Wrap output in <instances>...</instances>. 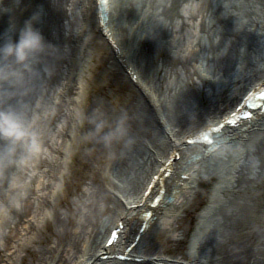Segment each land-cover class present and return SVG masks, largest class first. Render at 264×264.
Here are the masks:
<instances>
[{
    "label": "bare ground",
    "instance_id": "1",
    "mask_svg": "<svg viewBox=\"0 0 264 264\" xmlns=\"http://www.w3.org/2000/svg\"><path fill=\"white\" fill-rule=\"evenodd\" d=\"M107 8L105 31L96 0H0V45L18 42L29 22L44 41L22 62L0 55V264H264V112L248 130L227 126L233 139L209 153L186 143L264 83V0H107ZM81 43L100 76L77 72ZM31 69L50 93L28 146L5 134L2 117L6 87ZM75 158L88 172L60 211L55 183L66 184ZM166 160L171 175L153 195L176 197L162 207L141 189ZM211 180L191 225L199 186ZM146 210L158 217L140 232L135 216ZM119 222L108 251L129 246L139 263L101 258Z\"/></svg>",
    "mask_w": 264,
    "mask_h": 264
},
{
    "label": "rangeland",
    "instance_id": "2",
    "mask_svg": "<svg viewBox=\"0 0 264 264\" xmlns=\"http://www.w3.org/2000/svg\"><path fill=\"white\" fill-rule=\"evenodd\" d=\"M88 31H90L89 28ZM92 31L95 34L97 33L96 29H92ZM97 40L100 41L99 38ZM80 46V52L78 51L76 55L77 58H79L77 72H79L80 69L82 70L81 77L100 76V70L93 65L91 60L92 58L88 57L89 55L87 53H84V50L88 45L86 43H81ZM91 54H93V58L95 59L97 54L95 52H91ZM65 59L66 61L69 60L67 57H65ZM63 65L65 66L66 64L63 63ZM86 66L89 68L91 67V71H88ZM14 79L15 80H13V83L5 89L8 99L7 101H9V103L4 108V111H8L12 116V119L10 121H6V124L10 129L12 125H17V127L12 130L20 134V137L24 141V145L27 143L29 146L32 143L31 135H34L39 126L44 124L43 120L40 118V113L43 110V106L47 100V94L50 93V89L47 83L41 80V73L37 69L28 70V72L24 73L22 76L21 74H17ZM231 146L232 147H230L229 152H233L236 150V148H238V145ZM80 153L81 155H85L87 153L86 148H81ZM70 166V175L67 178L66 184L62 183L61 179H57L55 183V193L57 192V189L62 191L58 198V204L61 206L59 207L60 211H63V205L66 204L71 198L68 195V191L74 189L76 180L82 176H85V173L88 172L87 165L83 164L80 158H75ZM64 171L66 172L67 168H64ZM213 185L214 180L205 182L203 181V183L200 184V194L197 196V199L200 201V203L198 207H196L195 213H192L191 225H194L195 220L197 221L199 219L197 217L198 214H200L204 210L205 205H207L209 199L208 196L212 192ZM49 214V211L46 212L47 216ZM262 214H264V210ZM39 216L40 215L36 213L35 218L37 220H41ZM158 226L163 227L164 223L159 224ZM190 229L191 230L186 234L184 246H186L191 239L193 228L191 227ZM149 241H151L150 237L147 238L146 242L142 243V245L148 244ZM3 262L5 261L2 260L1 264Z\"/></svg>",
    "mask_w": 264,
    "mask_h": 264
},
{
    "label": "snow or ice",
    "instance_id": "3",
    "mask_svg": "<svg viewBox=\"0 0 264 264\" xmlns=\"http://www.w3.org/2000/svg\"><path fill=\"white\" fill-rule=\"evenodd\" d=\"M35 43H36V41L33 38L30 37L29 39H27L24 42V45L21 46V56L23 55V47L25 45L35 46ZM261 87H264V84H262ZM261 97L264 98V92H261ZM241 99H243V97H241ZM262 106H264V105H262ZM250 115H251V113L244 112V116H250ZM220 118L222 120V123L220 121H218L216 128L215 129L209 128L208 129L209 132H214L216 134L222 135L224 129L228 125L237 126L238 117L236 114V105L230 111H228L225 115H222ZM5 121H7V120H5ZM14 128H15V125H12L11 129H5V131L11 132V130ZM205 139H207V136H205ZM192 142H193L192 139H189L186 141V143H192ZM173 159L178 160L179 159V153H177L173 157ZM161 163L164 165V167L157 169L155 179L153 180V177H149L148 182H146L144 184V187L141 189V196L144 197L145 200H147L151 204H155L158 200V195H153V188H155L157 186L160 178L163 177L165 175V173H167L168 175H171V172L169 171V169L172 168V160L161 161ZM149 197H151V198L149 199ZM144 215L145 216H151L152 213L145 211ZM123 231H124L123 223H118L114 229L110 230L108 236L106 237V244L108 246H117L119 244V241H120V235Z\"/></svg>",
    "mask_w": 264,
    "mask_h": 264
},
{
    "label": "clouds",
    "instance_id": "4",
    "mask_svg": "<svg viewBox=\"0 0 264 264\" xmlns=\"http://www.w3.org/2000/svg\"><path fill=\"white\" fill-rule=\"evenodd\" d=\"M33 38L36 43L35 45L44 43L43 36L39 30L35 29L31 22H29L26 28L22 31L20 40L18 42L6 41L2 45H0V55L4 58H14L17 62H22L28 59L27 51L30 46L25 45L23 47V55L21 56V46L24 45V42L29 39ZM4 120L10 121L12 116L8 111H4L3 117ZM17 125H15V128ZM6 135L12 134L11 132L5 133Z\"/></svg>",
    "mask_w": 264,
    "mask_h": 264
}]
</instances>
